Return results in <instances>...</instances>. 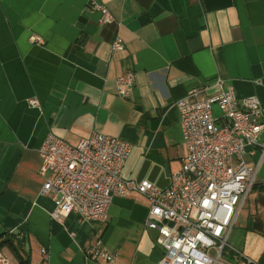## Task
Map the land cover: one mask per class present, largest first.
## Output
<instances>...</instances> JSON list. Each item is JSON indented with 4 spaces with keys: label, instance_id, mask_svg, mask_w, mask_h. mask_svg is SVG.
Masks as SVG:
<instances>
[{
    "label": "crops",
    "instance_id": "crops-1",
    "mask_svg": "<svg viewBox=\"0 0 264 264\" xmlns=\"http://www.w3.org/2000/svg\"><path fill=\"white\" fill-rule=\"evenodd\" d=\"M95 1L111 23H99L92 0H0V240L13 237L29 264H156L162 254L136 193L113 196L104 221L51 218L38 174L47 134L72 145L93 131L115 136L131 144L122 176L165 188L186 154L175 100L191 88L213 93L219 77L238 101L253 95L264 108V0ZM115 36L122 50L111 49ZM126 71L135 83L121 97L115 79ZM238 218L230 243L264 264V156ZM97 239L113 262L85 256Z\"/></svg>",
    "mask_w": 264,
    "mask_h": 264
},
{
    "label": "built area",
    "instance_id": "built-area-1",
    "mask_svg": "<svg viewBox=\"0 0 264 264\" xmlns=\"http://www.w3.org/2000/svg\"><path fill=\"white\" fill-rule=\"evenodd\" d=\"M91 8L99 12L100 24L113 21L104 4L92 0ZM29 41L41 43L34 34ZM123 47L122 38L115 36L111 49ZM134 83L133 71L122 73L115 79L116 93L128 96ZM214 86L210 94L191 88L173 102L186 154L165 188L122 176L131 144L115 136L93 131L72 145L47 134L38 148V174L43 179L40 193L53 196L51 218L62 222L75 213L80 220L104 221L113 196L136 193L148 202L145 226L157 232L162 254L156 264H251L229 237L264 156V108L253 95L238 101L233 85L219 77ZM38 103L29 99L31 105ZM255 147L260 148L259 159L249 163L245 158ZM228 253L239 261L229 262ZM85 256L106 262L116 258L99 239L85 249ZM0 264H12L1 248Z\"/></svg>",
    "mask_w": 264,
    "mask_h": 264
},
{
    "label": "trees",
    "instance_id": "trees-1",
    "mask_svg": "<svg viewBox=\"0 0 264 264\" xmlns=\"http://www.w3.org/2000/svg\"><path fill=\"white\" fill-rule=\"evenodd\" d=\"M3 246H7L10 251L15 256L17 264H29V258L23 254V252L19 249L20 246L16 244L13 240V237H6L0 240V248Z\"/></svg>",
    "mask_w": 264,
    "mask_h": 264
},
{
    "label": "rangeland",
    "instance_id": "rangeland-1",
    "mask_svg": "<svg viewBox=\"0 0 264 264\" xmlns=\"http://www.w3.org/2000/svg\"><path fill=\"white\" fill-rule=\"evenodd\" d=\"M248 149H250V148H248ZM248 149H247V150H248ZM239 220H240V219L238 218V222H239Z\"/></svg>",
    "mask_w": 264,
    "mask_h": 264
}]
</instances>
